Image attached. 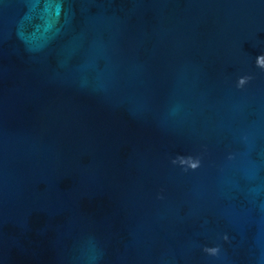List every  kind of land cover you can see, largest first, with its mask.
Returning a JSON list of instances; mask_svg holds the SVG:
<instances>
[{
    "label": "water",
    "instance_id": "1",
    "mask_svg": "<svg viewBox=\"0 0 264 264\" xmlns=\"http://www.w3.org/2000/svg\"><path fill=\"white\" fill-rule=\"evenodd\" d=\"M262 54L264 0H0V264H264Z\"/></svg>",
    "mask_w": 264,
    "mask_h": 264
},
{
    "label": "clouds",
    "instance_id": "2",
    "mask_svg": "<svg viewBox=\"0 0 264 264\" xmlns=\"http://www.w3.org/2000/svg\"><path fill=\"white\" fill-rule=\"evenodd\" d=\"M256 65L259 68L264 69V54L256 58ZM249 79L250 77L248 76L240 77L237 81V87L243 88L246 85V83L249 81ZM171 162L173 165H178L185 171L196 170L198 167H200L199 158L192 157V156H177ZM223 239L227 240L228 237L225 235ZM203 251L210 256H217L219 254L220 249L217 246L205 247Z\"/></svg>",
    "mask_w": 264,
    "mask_h": 264
}]
</instances>
